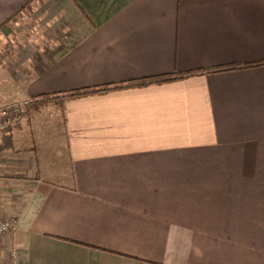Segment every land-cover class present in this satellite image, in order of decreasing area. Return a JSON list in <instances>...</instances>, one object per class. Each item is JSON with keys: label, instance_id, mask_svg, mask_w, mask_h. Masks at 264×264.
<instances>
[{"label": "crops", "instance_id": "0c3cea01", "mask_svg": "<svg viewBox=\"0 0 264 264\" xmlns=\"http://www.w3.org/2000/svg\"><path fill=\"white\" fill-rule=\"evenodd\" d=\"M25 101L0 264H264V0H0V107Z\"/></svg>", "mask_w": 264, "mask_h": 264}, {"label": "built area", "instance_id": "2783aa9c", "mask_svg": "<svg viewBox=\"0 0 264 264\" xmlns=\"http://www.w3.org/2000/svg\"><path fill=\"white\" fill-rule=\"evenodd\" d=\"M30 101L12 103L0 107V137L23 124L29 115ZM17 219L0 217V238L16 229ZM13 264V262L8 263Z\"/></svg>", "mask_w": 264, "mask_h": 264}, {"label": "trees", "instance_id": "16d2710c", "mask_svg": "<svg viewBox=\"0 0 264 264\" xmlns=\"http://www.w3.org/2000/svg\"><path fill=\"white\" fill-rule=\"evenodd\" d=\"M234 69H236V67H229V68L219 69V70H234ZM178 78H180V77L166 76V77L151 79L149 81L130 82V83H126V84L106 86V87H101V88L92 89V90L87 89V90L73 91V92L67 94L65 97L82 96V95H86V94L103 92V91H110V90L124 88V87L142 86L145 84H156V83L169 82V81H172V80H175ZM58 98H60V97H58Z\"/></svg>", "mask_w": 264, "mask_h": 264}, {"label": "rangeland", "instance_id": "374dc122", "mask_svg": "<svg viewBox=\"0 0 264 264\" xmlns=\"http://www.w3.org/2000/svg\"><path fill=\"white\" fill-rule=\"evenodd\" d=\"M17 21H19V24L17 25L18 30L17 32L22 35H34L35 31L34 28H36V15L35 11H28L24 16H16ZM21 32V33H20Z\"/></svg>", "mask_w": 264, "mask_h": 264}]
</instances>
